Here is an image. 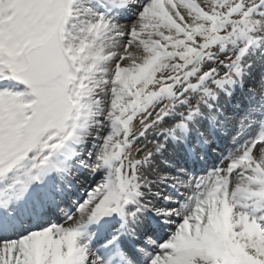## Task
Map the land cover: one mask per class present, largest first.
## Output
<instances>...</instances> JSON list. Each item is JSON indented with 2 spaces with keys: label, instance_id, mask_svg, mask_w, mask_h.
Returning a JSON list of instances; mask_svg holds the SVG:
<instances>
[{
  "label": "snow or ice",
  "instance_id": "6c2138e0",
  "mask_svg": "<svg viewBox=\"0 0 264 264\" xmlns=\"http://www.w3.org/2000/svg\"><path fill=\"white\" fill-rule=\"evenodd\" d=\"M0 264H264V0H0Z\"/></svg>",
  "mask_w": 264,
  "mask_h": 264
},
{
  "label": "bare ground",
  "instance_id": "6f19581e",
  "mask_svg": "<svg viewBox=\"0 0 264 264\" xmlns=\"http://www.w3.org/2000/svg\"><path fill=\"white\" fill-rule=\"evenodd\" d=\"M197 2H201V0H197ZM123 22V21H122Z\"/></svg>",
  "mask_w": 264,
  "mask_h": 264
}]
</instances>
